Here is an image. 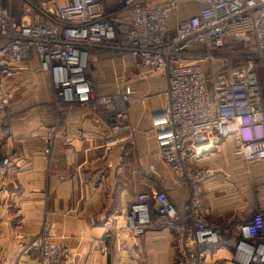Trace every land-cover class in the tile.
I'll use <instances>...</instances> for the list:
<instances>
[{
    "label": "built area",
    "instance_id": "obj_1",
    "mask_svg": "<svg viewBox=\"0 0 264 264\" xmlns=\"http://www.w3.org/2000/svg\"><path fill=\"white\" fill-rule=\"evenodd\" d=\"M152 1L122 0L111 9L110 0H22L18 20L0 5L3 134L4 115L14 101L11 84L36 60L50 76L55 105L100 115L110 126L104 147H116L130 131L123 107L128 95L98 91L88 75L90 57L95 50L108 51L126 55L134 68L151 67L167 79L164 108L151 117L158 154L190 198L181 214L163 191L137 195L125 206L127 232L139 238L160 222L174 235L175 264H208L207 250L219 247L231 248L236 264H264V212H254L235 231L208 222L200 212V185L209 171L188 168L190 159L229 137L243 161H264V107L253 61L264 57V0H192L200 5L198 13L174 30L168 17L178 0L166 6ZM240 47L246 48L238 52L243 61L233 67L230 58ZM197 59H222L227 68L207 73L201 63L187 62ZM45 132L50 143L52 134ZM53 228L45 223L23 254L38 264L71 263L68 247L51 241Z\"/></svg>",
    "mask_w": 264,
    "mask_h": 264
},
{
    "label": "crops",
    "instance_id": "obj_2",
    "mask_svg": "<svg viewBox=\"0 0 264 264\" xmlns=\"http://www.w3.org/2000/svg\"><path fill=\"white\" fill-rule=\"evenodd\" d=\"M199 9L192 0H178L168 17L170 29ZM187 62L201 63L207 73L227 68L222 59ZM88 75L98 91L128 95L123 107L130 131L108 150L104 141L110 126L89 109L56 106L50 76L39 71L36 60L11 84L14 101L4 115L7 135L0 123V264H38L23 250L45 223L54 224L51 241L70 250L69 264H175L174 235L168 228L133 238L125 227V206L141 193L162 190L181 214L190 198V190L160 159L152 133L151 117L164 108L167 79L151 67H132L126 55L100 50L90 57ZM30 85L36 88L31 109L21 118L25 101L15 102V96ZM45 128L52 134L48 145ZM11 148L14 154L8 156ZM235 151L229 137L188 161L190 171H209L200 185L201 214L231 231L254 212H264V161L248 164ZM207 254L208 264H236L229 247L209 248Z\"/></svg>",
    "mask_w": 264,
    "mask_h": 264
},
{
    "label": "rangeland",
    "instance_id": "obj_3",
    "mask_svg": "<svg viewBox=\"0 0 264 264\" xmlns=\"http://www.w3.org/2000/svg\"><path fill=\"white\" fill-rule=\"evenodd\" d=\"M122 4H124V3H122V0H110V8L111 9L119 8V7L122 6ZM22 6H23L22 0H8L7 4L5 6H2V7H10L12 17L15 20H18L20 18L21 14H22ZM122 13L124 14V12H122ZM122 13L120 14L121 18L124 17L122 15ZM244 50L246 51L245 47H240V48L236 49V51L233 52L234 55L231 56V58H230L229 65H231L233 67L236 66V65H239L243 61V59L241 57H238V52H244ZM201 53H205V52L201 51ZM253 61H254V66L256 67L258 83H259V89H260V96H261L263 107H264V57L261 58V59L255 57V58H253ZM35 89H36L35 87L30 85L29 87L24 88V90H20V92L16 94L15 102L22 101V100L25 101L24 104L21 103L22 111H21V115L19 117L22 118L24 114L30 112V109H31L30 106L32 104L29 103V101H30L29 99H30L31 93H34ZM6 129L9 132V130H10L9 124H7V128ZM45 139H47V135H46ZM48 144L49 143L46 142V145H48ZM6 154L8 156L13 155L14 154V149H12V148L9 149ZM158 191H162V190L158 189ZM162 226L163 225H161L160 222L155 220L154 225H153V227L151 229L161 228ZM27 259L32 260L28 256H27ZM14 261H15L14 259L10 260V263H12ZM32 261H34V260H32Z\"/></svg>",
    "mask_w": 264,
    "mask_h": 264
}]
</instances>
